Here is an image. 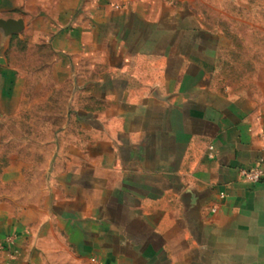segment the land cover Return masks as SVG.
<instances>
[{"label":"crops","instance_id":"obj_1","mask_svg":"<svg viewBox=\"0 0 264 264\" xmlns=\"http://www.w3.org/2000/svg\"><path fill=\"white\" fill-rule=\"evenodd\" d=\"M15 8L0 0V123L25 83L7 57ZM169 9L91 11L95 80L65 61L79 33L57 35L71 138L61 124L48 207L0 205V264H264V181L240 178L264 157V100L214 85L209 33Z\"/></svg>","mask_w":264,"mask_h":264},{"label":"rangeland","instance_id":"obj_2","mask_svg":"<svg viewBox=\"0 0 264 264\" xmlns=\"http://www.w3.org/2000/svg\"><path fill=\"white\" fill-rule=\"evenodd\" d=\"M13 14L26 21L8 59L25 79L21 95L0 123V205L48 207L50 181L56 169V130L63 124L70 140L73 123L72 80L56 84L57 35L79 33V61L64 54L70 73L81 79L102 75V53L87 48L91 11L120 12L136 6L184 11L209 33V53L217 56L214 85L231 95L264 100V0H15ZM106 8V9H105ZM217 45L215 53L214 46ZM96 47V46H95ZM90 55V56H89ZM85 103V101H80ZM61 128V127H60ZM14 162L18 163L15 164ZM10 167L17 172L9 174Z\"/></svg>","mask_w":264,"mask_h":264},{"label":"built area","instance_id":"obj_3","mask_svg":"<svg viewBox=\"0 0 264 264\" xmlns=\"http://www.w3.org/2000/svg\"><path fill=\"white\" fill-rule=\"evenodd\" d=\"M240 178L243 182L250 184H258L264 181V157L261 158L257 166L241 170ZM8 240L10 241L11 238Z\"/></svg>","mask_w":264,"mask_h":264},{"label":"water","instance_id":"obj_4","mask_svg":"<svg viewBox=\"0 0 264 264\" xmlns=\"http://www.w3.org/2000/svg\"><path fill=\"white\" fill-rule=\"evenodd\" d=\"M11 28L12 34H19L24 29V22L22 19L19 20H9L6 22Z\"/></svg>","mask_w":264,"mask_h":264}]
</instances>
